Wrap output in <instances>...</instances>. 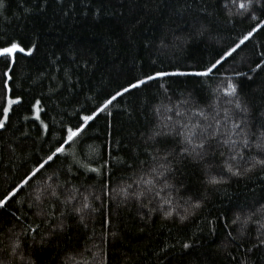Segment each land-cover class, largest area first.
I'll return each instance as SVG.
<instances>
[{
	"label": "trees",
	"instance_id": "trees-1",
	"mask_svg": "<svg viewBox=\"0 0 264 264\" xmlns=\"http://www.w3.org/2000/svg\"><path fill=\"white\" fill-rule=\"evenodd\" d=\"M223 3L224 0H6L7 7L0 9V33L28 46L35 43L36 49L14 68L13 87L24 94V102L10 113L8 129L0 130V198L48 152L60 134V125L75 123V110L93 108L107 93L142 72L206 63L222 47L241 37L249 24L241 23L239 18L235 23H226ZM162 40L168 47L162 45ZM246 44L243 52L221 71L230 65L239 67L243 57L258 62L256 53L264 51V32ZM250 67L254 64L241 71L248 72L251 79H232L238 84L239 99L248 106L255 128L264 116V71L253 73ZM219 79L210 82L213 88ZM160 83L169 89L173 104L183 98L181 93L187 96L191 92L210 119L219 111L223 123V111L209 107L215 100L208 84L202 88L193 78L167 77L146 91L118 98L109 109L112 115L99 116L86 133L93 138L76 155L80 163H91L93 167L108 161L102 177L80 169L72 179V184L88 195L98 210H85L83 221L79 214H66L63 228L46 234L61 218L49 216V223L44 224L36 215L39 209L28 207L27 193L60 167L57 161L31 182V188H24L6 208L0 209L2 264H20L18 255L12 252L16 237L31 264H264V245L257 243L264 231L260 229L264 223L260 210L264 203V172L257 167L240 176L225 173L228 178L222 184H207L206 169L213 174L221 171L228 157L226 148L196 160L180 155L179 148L172 146L175 152L168 158L170 171L165 176L180 189L184 199L201 201L184 223L150 213L154 205L144 208L134 198L123 202L122 197L105 194L127 184H132V191L145 186L141 180L152 179L148 173L156 161L149 147L152 142L146 144V138L154 122L152 107L163 98ZM35 99L41 100L48 114H41L49 123L48 134L39 129V122L24 119L31 116L30 105ZM163 103H168L167 98ZM34 123L37 127H33ZM76 148L74 145L70 151ZM63 179L62 172L61 182ZM54 180L53 176L48 183ZM162 186L156 184L157 189ZM169 195L175 201V192L166 189L160 193L161 197ZM237 215L241 221L252 216L243 236L240 222L233 223ZM36 224L40 227L35 233L25 234L29 225ZM184 243L190 248L184 249Z\"/></svg>",
	"mask_w": 264,
	"mask_h": 264
},
{
	"label": "snow or ice",
	"instance_id": "snow-or-ice-1",
	"mask_svg": "<svg viewBox=\"0 0 264 264\" xmlns=\"http://www.w3.org/2000/svg\"><path fill=\"white\" fill-rule=\"evenodd\" d=\"M6 7V0H0V9ZM223 10L227 11L226 23H235V18H239L241 23L247 22L249 24L248 29L241 37L233 40L230 45L222 47L216 56L206 63L198 61L183 67L173 66L167 71L152 69L148 72H142L140 76L126 80L107 93L93 108L84 111L75 110L72 113L75 123H62L60 125V134L55 143L43 157L37 159L32 167L24 173L23 178L0 198V209L6 208L8 203L24 188H31L32 181L42 173L47 172L48 168H51L57 161H60V167L54 169L52 175L44 176L41 182L31 192L27 193L29 197L28 207L39 209L36 215L43 219L44 224L49 223V216L55 219L58 215L61 218L58 223L51 226L46 234H51L55 229H62V218L66 214H79L81 221H83L85 210L97 211L98 209L89 202V196L80 193L79 188L72 184L73 177L77 175L80 169L94 172L102 177L104 168L108 164V161L104 160L100 167H93L91 163L82 164L76 159L77 151L82 152L83 146L88 143L89 139L93 138L87 136L86 133L93 127L101 114L108 117L112 115L109 109L118 98H123L125 95L133 96L137 92L146 91L154 83H159L167 77L193 78L202 88L207 83L215 100V104L209 105V107L223 111V123L219 111L210 119L204 109L199 107L198 100L191 92L187 96L181 93L183 98L173 104L172 97L168 95L169 89L160 83V88L163 89V98H167L168 103L164 104L162 98L159 104L152 107L154 122L152 123L151 134L146 138V144L148 141L152 142L149 147L154 153L152 159L156 161V166L151 168L148 173L152 179L141 180L140 183L145 186L137 187L132 191H129L132 189V184H127L124 187L113 188L105 194L122 197L123 202L134 198L144 208L154 205L150 208V213H158L165 220L184 223L192 215V212L201 206V201L191 198L184 199L180 189L165 176V173L170 171L168 158L175 152V147L172 146L179 148L180 155L190 156L196 160H203L210 153H214L216 149H227L228 157L224 160L221 171L217 174H213L207 169L205 171L207 184L210 186L222 184L228 178L225 173L231 176H240L257 167L264 172V116H262L259 126L254 128L249 115V108L239 99L238 84L232 79L234 77L251 79L248 72L241 71V68L248 64H254V67L249 68L250 72L254 73L258 69L264 71V51L256 53L259 57L258 62L249 57H243L238 62L239 67L230 65L221 71L229 60H235L236 56L243 52V48L247 47L246 42L264 32V0H224ZM161 43L164 47H168L163 40ZM35 49V43L28 46L18 38L8 37L6 34L0 33V65L3 66V71L0 72V130L6 131L8 129L10 113L21 107L24 102V94L18 93L13 87L15 83L14 68L20 59L31 56ZM217 77L221 79L213 88L210 82ZM157 94H159V90ZM222 105L228 107H222ZM30 112L31 116H25L24 119L39 122V129H42L44 134H48L50 132L49 123H45V119L41 115L43 113V116L47 117L48 114L41 107L40 99H35L31 103ZM33 127H37V125L34 123ZM107 127H110V121L107 123ZM24 134L27 135V133ZM95 138L98 139L99 136ZM74 145L77 146L76 150L70 151ZM213 145L216 148H213ZM220 154L224 155L223 152ZM69 158H71L70 163ZM100 158L103 159V156ZM65 164H67L66 168ZM62 172L64 179L61 182ZM53 176L55 177L53 183H48V181L53 180ZM158 183L163 185L160 189L156 188ZM166 189L169 193H176L175 201L170 195L160 196V193ZM78 195L79 200L77 199ZM94 199L102 200L103 197H94ZM178 201H183V203ZM260 210L264 213V203L261 204ZM251 219L252 216L248 215L241 221L240 216L237 215L233 220V223L240 222L241 236H243L245 226ZM255 222L260 223L259 221ZM39 227V224H36L35 227L29 225V228L24 232L25 234H33ZM260 229H264V223L260 224ZM228 235L231 236L232 234L229 233ZM33 239H35L34 235ZM232 239L235 240L236 237L233 236ZM257 243L264 245V231H261L257 237ZM182 247L188 249L190 245L184 243ZM12 252L18 255L20 264H31L30 257L26 258L23 255L19 237L13 240ZM240 264H246V262L241 261Z\"/></svg>",
	"mask_w": 264,
	"mask_h": 264
}]
</instances>
